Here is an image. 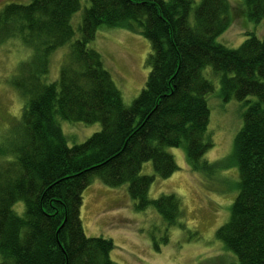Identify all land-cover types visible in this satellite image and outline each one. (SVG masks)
<instances>
[{"label": "trees", "instance_id": "16d2710c", "mask_svg": "<svg viewBox=\"0 0 264 264\" xmlns=\"http://www.w3.org/2000/svg\"><path fill=\"white\" fill-rule=\"evenodd\" d=\"M88 2L76 26L80 0L0 7V47L19 43L28 51L5 79L20 106L0 132V264H118L110 257L113 240L83 229L82 193L93 178L126 184L135 209L152 205L168 226L182 228L180 198L148 191L155 175L178 167L169 147L184 146L193 170L215 165L202 157L213 146L214 84L206 67L222 98L243 107L234 138L237 193L216 236L234 264H264V36L246 31L237 47L216 41L239 16L228 0ZM244 2L250 19L264 18V0ZM101 25L124 26L150 43L144 86L129 103L88 44ZM63 46L59 73L48 80L51 57ZM58 119L98 122L100 129L68 144ZM148 160L155 174L141 173ZM18 201L21 213L13 208Z\"/></svg>", "mask_w": 264, "mask_h": 264}, {"label": "rangeland", "instance_id": "374dc122", "mask_svg": "<svg viewBox=\"0 0 264 264\" xmlns=\"http://www.w3.org/2000/svg\"><path fill=\"white\" fill-rule=\"evenodd\" d=\"M11 1L27 3L29 0H0V7ZM228 1L234 9L239 8V16L216 37V41L237 47L247 37L246 31L264 36V18L260 21L250 19L244 10V0ZM80 2L81 9L71 19L74 26L89 4L88 0ZM88 44L100 52L104 67L119 87L124 102L129 103L138 95L147 77L148 39L124 26L101 25ZM27 52L19 43L0 47V132L8 124L9 114L14 115L20 106L18 94L5 79H11L20 61L27 59L23 57ZM66 52L67 46H63L52 55L48 80L57 77ZM204 72L214 84V92L208 96V130L213 146L202 157L215 165L210 171L206 167L202 171L193 170L184 146L169 147L178 169L165 178L155 175L148 191L151 198L163 193H173L180 198L184 210V215L180 216L184 223L182 228L168 226L152 205L135 209L126 184L109 186L93 178L83 190L80 217L84 232L88 236L111 238L114 247L110 257L118 264H234L236 261L234 253L223 248L216 229L227 220L230 203L237 193L234 138L242 123L243 107L233 97L224 100L217 77L211 76L209 67ZM58 122L68 137V144L82 142L100 129L98 122L66 119H58ZM141 173L155 174L151 161L142 164ZM13 208L21 213L23 202H16ZM154 243L158 249L154 248Z\"/></svg>", "mask_w": 264, "mask_h": 264}, {"label": "bare ground", "instance_id": "6f19581e", "mask_svg": "<svg viewBox=\"0 0 264 264\" xmlns=\"http://www.w3.org/2000/svg\"><path fill=\"white\" fill-rule=\"evenodd\" d=\"M206 69V68H205ZM173 147H179V146H173ZM172 154V153H171ZM178 166V165H177ZM177 169H178V167H177ZM177 169H175L172 173H174Z\"/></svg>", "mask_w": 264, "mask_h": 264}]
</instances>
